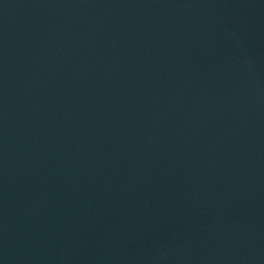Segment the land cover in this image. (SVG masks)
Masks as SVG:
<instances>
[{
	"label": "water",
	"instance_id": "obj_1",
	"mask_svg": "<svg viewBox=\"0 0 264 264\" xmlns=\"http://www.w3.org/2000/svg\"><path fill=\"white\" fill-rule=\"evenodd\" d=\"M0 264H264V0H0Z\"/></svg>",
	"mask_w": 264,
	"mask_h": 264
}]
</instances>
